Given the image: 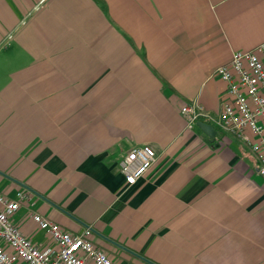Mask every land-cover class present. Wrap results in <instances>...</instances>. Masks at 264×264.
Masks as SVG:
<instances>
[{"label":"crops","instance_id":"0c3cea01","mask_svg":"<svg viewBox=\"0 0 264 264\" xmlns=\"http://www.w3.org/2000/svg\"><path fill=\"white\" fill-rule=\"evenodd\" d=\"M262 41L264 0H0V192L27 195L22 232L52 244L33 212L86 227L16 181L158 264H264V176L215 121L217 68ZM193 101L215 138L188 125ZM137 145L157 159L128 185L118 162Z\"/></svg>","mask_w":264,"mask_h":264},{"label":"built area","instance_id":"2783aa9c","mask_svg":"<svg viewBox=\"0 0 264 264\" xmlns=\"http://www.w3.org/2000/svg\"><path fill=\"white\" fill-rule=\"evenodd\" d=\"M226 83L222 109L215 120L222 128L236 134L257 160V170L264 176V41L248 50L232 52L230 61L216 70ZM182 114L193 127L205 114L196 101L185 104ZM156 151L149 145H137L123 154L119 172L126 184L133 185L152 167ZM27 195L19 191L15 198L0 192V264H119L91 239L93 232L64 229L38 212L32 220L52 240L40 247L14 221Z\"/></svg>","mask_w":264,"mask_h":264},{"label":"water","instance_id":"95a60500","mask_svg":"<svg viewBox=\"0 0 264 264\" xmlns=\"http://www.w3.org/2000/svg\"><path fill=\"white\" fill-rule=\"evenodd\" d=\"M196 125L198 127H200L210 138H215L216 136V129L215 127L208 123V122H205L203 120H198ZM2 173V172H1ZM4 174L5 176L9 177L10 179H13L12 177H10L9 175L5 174V173H2ZM18 182L20 185H22L23 187L27 188L29 191H32L33 193H35L36 195H38L39 197L43 198L44 200L48 201L49 203H51L52 205H54L55 207H57L58 209L62 210L64 213H66L68 216H70L71 218L75 219L76 221H78L79 223H81L83 226H85L86 228L90 229L93 233L95 234H98L100 236H102L104 239H106L107 241L109 242H112L114 245L122 248L123 250L127 251L128 253L138 257L139 259L143 260V261H146L147 263L149 264H158L154 261H151L150 259H147L146 257L142 256L141 254L139 253H136L134 251H132L131 249L125 247L124 245L110 239L109 237H106L104 235H102L101 233H99L96 229H94L93 227H91L90 225L84 223L83 221L79 220L78 218H76L74 215L68 213L67 211H64L61 207H59L58 205H56L55 203H53L52 201L48 200L46 197H44L43 195H41L40 193H38L37 191H35L34 189H32L30 186L20 182V181H16Z\"/></svg>","mask_w":264,"mask_h":264}]
</instances>
